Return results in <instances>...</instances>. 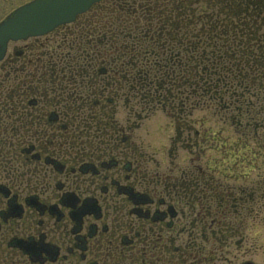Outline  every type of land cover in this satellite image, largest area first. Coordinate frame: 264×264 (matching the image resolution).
<instances>
[{
    "label": "flooded vegetation",
    "instance_id": "flooded-vegetation-1",
    "mask_svg": "<svg viewBox=\"0 0 264 264\" xmlns=\"http://www.w3.org/2000/svg\"><path fill=\"white\" fill-rule=\"evenodd\" d=\"M184 1L99 0L44 36L8 43L0 61V264H264L245 234L264 211V174L248 186L232 183L230 170L220 183L199 164V132L191 136L185 121L191 111L153 104L143 97L152 87H138L134 65L120 63L119 48L139 37L161 46L150 12L183 11ZM186 1L196 11L199 0ZM257 6L264 48V0ZM227 91L234 133L245 116L243 127L259 134L264 74L246 73ZM120 100L137 120L157 109L174 121L165 156L138 142L137 123H122Z\"/></svg>",
    "mask_w": 264,
    "mask_h": 264
},
{
    "label": "trees",
    "instance_id": "trees-1",
    "mask_svg": "<svg viewBox=\"0 0 264 264\" xmlns=\"http://www.w3.org/2000/svg\"><path fill=\"white\" fill-rule=\"evenodd\" d=\"M215 1L214 14H196L187 9L186 0L183 11H166L161 15L151 11L150 17L158 19L153 25L157 31L153 30L157 34L163 31V44L139 37L138 45L119 48L121 65L132 63L135 67L137 86L152 87L151 96L143 97L166 103L161 105L170 108L179 105L180 98L179 107H184L187 100L198 95L193 107L202 106L201 98L206 97L224 108L233 80L240 81L246 73L264 74V48L256 43L261 39L259 31L256 33L259 19H253L260 12L257 0ZM4 149L5 145L0 143V155Z\"/></svg>",
    "mask_w": 264,
    "mask_h": 264
},
{
    "label": "rangeland",
    "instance_id": "rangeland-1",
    "mask_svg": "<svg viewBox=\"0 0 264 264\" xmlns=\"http://www.w3.org/2000/svg\"><path fill=\"white\" fill-rule=\"evenodd\" d=\"M22 0H0V20L8 13L12 8L17 6ZM199 0L196 3V14L207 15L209 13L214 14L216 11V5L213 6L211 2ZM196 28H199V24L196 25ZM21 42H17L20 45ZM157 82H159L157 80ZM157 90V89H156ZM157 92V91H156ZM175 94V93H173ZM199 99V96L192 97L187 100L184 108L187 113L190 115L185 116L186 125L189 123L190 135L194 136L195 132L198 130V139H199V151L201 152V159L199 164L202 168H209L211 172H215V178L220 181V183L225 184L226 180H230L228 176V171L231 170L234 173L232 183L243 184L250 186V182L254 180L258 175L264 174V153L260 144H258L259 136H264V129L257 128L259 134H255L254 128H248L247 130L243 127L245 123V116H241V120H238V123L235 124V128L239 127L238 131L241 133H234L230 123L229 116L233 115L236 117V111L230 110L226 111L220 106H216L210 99L201 98L203 101L202 106L193 107V102ZM255 101V100H254ZM132 102V101H131ZM177 102V101H176ZM174 100L175 105L177 103ZM182 100L180 98V104ZM118 103L120 108V113L118 118L123 122L127 121V118L133 123H137L135 134L138 137V142L142 140L155 147V150L158 153V157H163L168 152L170 137H173L174 132V121L160 110H155L150 112L141 120H137V112L135 114L131 113L128 115L127 111L122 108V102ZM168 105L166 103H162ZM155 105H159L157 102H153ZM179 104V105H180ZM168 107V106H167ZM137 109V108H136ZM138 110V109H137ZM254 114L255 112H249ZM259 117H255L252 121L254 124L260 122ZM239 122L241 123L239 125ZM257 125V124H256ZM243 129V130H242ZM243 135V136H242ZM254 136H257L255 139ZM188 143H191L187 141ZM151 147V144H150ZM153 148H147V151H152ZM179 151V156L187 157L186 151L182 149H177ZM198 151V150H197ZM154 158L156 159L155 155ZM250 170L247 177H243V174L246 170ZM162 169V168H161ZM248 180V181H247ZM259 215L255 214L254 222L250 221L247 223V228L245 230L246 237L248 242H253V247H257L258 251L256 252L258 256H255L257 261L264 260V216L262 219L261 208L257 209ZM234 246V245H233ZM230 245V247H233ZM251 246V245H250Z\"/></svg>",
    "mask_w": 264,
    "mask_h": 264
},
{
    "label": "water",
    "instance_id": "water-1",
    "mask_svg": "<svg viewBox=\"0 0 264 264\" xmlns=\"http://www.w3.org/2000/svg\"><path fill=\"white\" fill-rule=\"evenodd\" d=\"M99 0H29L0 20V60L9 41L47 34Z\"/></svg>",
    "mask_w": 264,
    "mask_h": 264
}]
</instances>
